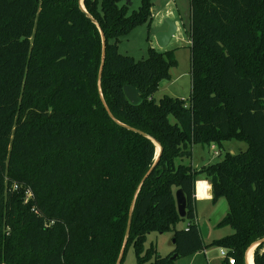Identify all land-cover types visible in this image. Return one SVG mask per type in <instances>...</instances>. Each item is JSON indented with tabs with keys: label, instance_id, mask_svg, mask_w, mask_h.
Returning a JSON list of instances; mask_svg holds the SVG:
<instances>
[{
	"label": "trees",
	"instance_id": "obj_1",
	"mask_svg": "<svg viewBox=\"0 0 264 264\" xmlns=\"http://www.w3.org/2000/svg\"><path fill=\"white\" fill-rule=\"evenodd\" d=\"M80 2L0 0V264H116L132 205L121 264L129 247L135 264H174L211 247L245 264L264 239V0H189L186 102L153 99L176 67L173 50L149 48L138 62L118 52V38L149 27L151 0L130 15L121 0H82L85 12ZM124 86L140 91L138 106ZM124 126L160 145L156 163L151 140ZM230 141L246 151L199 169L180 163L193 146ZM198 180L212 204L227 202L215 228L232 231L208 245L196 221ZM182 220L189 225L176 230ZM169 232L170 254L145 248L149 234ZM253 264H264V243Z\"/></svg>",
	"mask_w": 264,
	"mask_h": 264
},
{
	"label": "rangeland",
	"instance_id": "obj_2",
	"mask_svg": "<svg viewBox=\"0 0 264 264\" xmlns=\"http://www.w3.org/2000/svg\"><path fill=\"white\" fill-rule=\"evenodd\" d=\"M151 2L153 4L151 8L152 20L149 27L148 24L138 26L127 35L118 38V52L120 55L130 57L138 62L147 59L149 48L156 51H164L156 49L155 34L166 29L165 15L169 14L168 12L171 9L170 16L167 15V17L172 16V19L179 23L181 30L179 32L180 36L177 37L178 39L174 40L173 38L165 50L174 51L176 67L171 68L169 71L170 80H164L159 84V88L153 95V99L158 102L164 96H168L186 102L191 93V54L187 43L189 40L187 31L190 25L189 0H151ZM140 3L141 0H121L119 5L126 6L128 8V14L130 15L132 12L138 10ZM160 11L162 13L159 18L158 12ZM246 149V143L237 141L224 142L222 148L214 145L213 147L196 145L192 149V158L183 159L180 163L200 168L219 162L226 153L236 155L246 151ZM227 211L228 206L224 199H220L216 204L208 201L197 205V213L201 220L200 223L207 222L211 229V236L208 239H203L205 245H208L213 239L222 238L232 233L227 227L215 228L224 218ZM188 225V220H182L176 226V230H184ZM172 236V232L165 234L151 233L147 236L145 248H148L152 244L155 246L158 256L165 257L173 251ZM221 261L222 258L219 255V249L211 247L195 255L179 258L174 264H221ZM123 264H135L132 247H129L127 250Z\"/></svg>",
	"mask_w": 264,
	"mask_h": 264
},
{
	"label": "water",
	"instance_id": "obj_3",
	"mask_svg": "<svg viewBox=\"0 0 264 264\" xmlns=\"http://www.w3.org/2000/svg\"><path fill=\"white\" fill-rule=\"evenodd\" d=\"M80 8L85 12V10L83 8L82 0L80 2ZM92 22L95 23V25H96V22H94L93 20H92ZM165 23H166V29L164 31H159V32H157L155 34V42H156V45H157L159 50H165L168 47L170 41L173 38H175V36L177 34V27L175 26L174 22L171 19L165 18ZM101 38H102V54H101V66H100V70H99V79L101 78V74H102V70H103V66H104V61H105V40H104V36H103L102 33H101ZM123 93H124V96L127 99V101L132 106H138L141 103L140 91L138 89H136L135 87L124 86L123 87ZM104 107H105L106 112L109 115V117L112 120H114L113 116L111 115V113L109 112L107 107L105 105H104ZM125 128L130 130V131H133V132H135L137 134H140L141 136L151 140V142L154 144V146H155V144L159 146V152L155 156V163H156L158 161V158H159V155H160V152H161L160 145L157 142H155L154 140H152L151 138H149L147 135L142 133V132H139V131L134 130V129L129 128V127H125ZM148 176H149V172L143 178L142 183L145 181V179ZM174 197H175V203H176V209H177V212H178V216L181 219H184L186 217V206H187L186 197H185L183 191L180 190V189L175 192ZM132 208H133V205L131 206V209H130V212H129V218H128L127 227H126V233H125V241L123 243V247L121 249V252H120V255H119V258H118L116 264H121V260H122L123 254H124V249H125V246H126V241H127L128 237H129L130 225H131V216H132ZM200 234H201L202 238H207V236H208V228H207V225L205 223H203L200 226ZM262 243H264V239L256 242L251 247H254V250H255ZM251 247L249 249H251ZM249 249L247 250V252L249 251ZM247 252L245 254V264H247V259H246Z\"/></svg>",
	"mask_w": 264,
	"mask_h": 264
},
{
	"label": "crops",
	"instance_id": "obj_4",
	"mask_svg": "<svg viewBox=\"0 0 264 264\" xmlns=\"http://www.w3.org/2000/svg\"><path fill=\"white\" fill-rule=\"evenodd\" d=\"M168 9H170V8H168ZM170 12H171V9H170V11L168 12L169 14H167V15H169L170 16ZM161 11L160 12H158V15H159V18H160V16H161ZM167 15H165V18H169V19H171L173 22H174V24H175V26L177 27V34H176V36H175V38H174V40H177L178 38L177 37H179L180 36V26H179V23L176 21V20H173L172 19V16L171 17H167ZM172 41V40H171ZM171 41H170V43H171ZM169 43V44H170ZM187 43H188V45L190 44L189 43V40L187 41ZM155 46H156V49L157 50H159L158 49V47H157V45H156V43H155ZM164 51H166V50H164ZM213 147V146H212ZM193 149V148H192ZM193 168H195V169H197V168H199V167H193ZM198 182H205L206 184H208V182L207 181H204V180H198L197 181V183ZM208 186H209V184H208ZM210 188V187H209ZM195 192H196V188H195ZM194 200H195V207H196V221H197V223L199 224V226H201L202 224L200 223L201 222V220L199 219V216H198V213H197V205L199 204V203H204V202H208V201H210L211 200V189H210V192H209V197L208 198H204V199H200V198H198L197 196L196 197H194ZM206 225H207V228H208V236H207V239L211 236V229H210V227H209V225H208V223L207 222H204ZM201 239H202V241H203V239L204 238H202L201 237ZM218 239H220V238H218ZM213 240H216V239H213ZM212 240V241H213ZM222 262V261H221Z\"/></svg>",
	"mask_w": 264,
	"mask_h": 264
},
{
	"label": "bare ground",
	"instance_id": "obj_5",
	"mask_svg": "<svg viewBox=\"0 0 264 264\" xmlns=\"http://www.w3.org/2000/svg\"><path fill=\"white\" fill-rule=\"evenodd\" d=\"M159 152V146L155 144V155H157ZM210 186L206 184L205 182H198L197 183V197L200 199L208 198L209 197V192ZM253 251L254 247H251L249 251L247 252L246 259H247V264H253Z\"/></svg>",
	"mask_w": 264,
	"mask_h": 264
},
{
	"label": "built area",
	"instance_id": "obj_6",
	"mask_svg": "<svg viewBox=\"0 0 264 264\" xmlns=\"http://www.w3.org/2000/svg\"><path fill=\"white\" fill-rule=\"evenodd\" d=\"M195 188H196V192L194 193V197L197 196V182L195 183ZM219 255L222 258V260H226L228 264H234V260L228 257L227 252L225 250L219 249Z\"/></svg>",
	"mask_w": 264,
	"mask_h": 264
}]
</instances>
